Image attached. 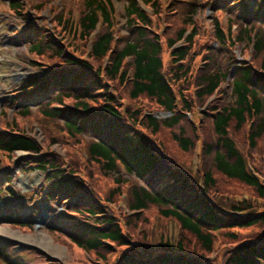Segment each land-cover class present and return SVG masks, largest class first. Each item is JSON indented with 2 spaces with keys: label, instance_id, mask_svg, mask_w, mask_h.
Listing matches in <instances>:
<instances>
[{
  "label": "trees",
  "instance_id": "obj_1",
  "mask_svg": "<svg viewBox=\"0 0 264 264\" xmlns=\"http://www.w3.org/2000/svg\"><path fill=\"white\" fill-rule=\"evenodd\" d=\"M138 1L152 10L151 15L160 9L158 0H125L127 34L118 37L113 30L110 0H83L78 36L89 42L97 29L89 52H81L66 41L72 27L68 18H56L61 29L54 36L45 38L38 32L34 39H28L27 53L41 59L31 60L30 66L42 71L43 76H30L23 83L24 95L17 98L18 115L30 116L33 105L43 118L59 121L72 140L88 134L86 153L90 165L104 176L123 168L141 181L132 193L133 202L128 206L131 211L140 214L151 205L158 207L163 218L177 222L197 239L202 249L227 253L221 264H264V209L259 212L256 205L240 201L224 211L209 196L220 176L248 187L254 191V198L264 203V182L248 163L254 154H264V0H255L252 10L250 0L206 1L212 10L210 40L201 37V27L192 21L196 11L205 9L198 0L188 1L189 8L177 17L179 27L168 26L169 31L162 35L154 30L153 17L139 7ZM9 7L16 12L23 9L19 0H11ZM216 13L228 14L224 27ZM233 25H237L235 33L231 30ZM187 28L190 32L186 35ZM75 32L76 28L72 33ZM203 38L205 45L200 47ZM181 41L180 47H174ZM236 45L243 47L240 55L253 45L252 64L235 56ZM196 50L203 51L201 72L194 63ZM163 51L168 53L169 68L164 66ZM215 93L217 99L200 113L204 123H187L185 115L192 114L196 106L203 110L205 100ZM142 99L166 115L141 114L132 103ZM184 126L189 129L190 138L186 137ZM200 127L206 136L203 155L211 161L210 169L198 176L201 187L192 184V176L184 169L186 165L179 169L180 165L161 152L160 144L151 140L165 131L186 153L193 146L194 135L199 136ZM41 150L32 136L18 129L0 135V152L8 158L17 151L30 154L24 159L26 166L46 173L51 186L48 197L62 202L74 216L54 229L57 236L63 235L69 244L93 254L102 264H207L201 250H190L193 247L182 240L163 238L151 242L142 232L143 238L134 242L136 230L118 220L107 205L112 192H117L116 187L105 199L107 204H103L93 196L95 178L89 165L64 171L53 155H42ZM80 170L87 175L83 176ZM166 171L170 172V179L158 187ZM213 205L222 210H215ZM231 211L237 216L229 215ZM9 223L21 226L16 221ZM256 225L262 227V233L255 238L244 239L235 233V229ZM222 233L236 245L216 249V238ZM9 255V249L1 245L0 258L19 264L15 257L10 262Z\"/></svg>",
  "mask_w": 264,
  "mask_h": 264
},
{
  "label": "rangeland",
  "instance_id": "obj_2",
  "mask_svg": "<svg viewBox=\"0 0 264 264\" xmlns=\"http://www.w3.org/2000/svg\"><path fill=\"white\" fill-rule=\"evenodd\" d=\"M22 1L23 9L20 12H16L8 6V2H11V0H0V135L14 129H18L21 132L27 131L28 136L37 139L43 153L49 152L50 156L53 155L59 166L64 167L65 170L74 169L76 171L78 166L85 168L89 165V172L95 178L93 184L92 181L88 183V185L92 184L95 190L93 193L94 198L103 204H107L105 199L116 187L117 192H112L111 200L107 205L118 220L122 223L127 222L128 228L130 225L133 230H136L133 231L136 239L133 240L134 242H139L137 240L143 238L142 232L146 234L144 237L151 242H156L163 238L171 241L182 240L189 243L191 248L193 247L190 250H201V257L207 259V264H221L222 259L225 261L227 253H222V250H218L216 253L205 251L202 249L203 247L201 248L200 243L198 244L197 239L184 232L177 222L173 219L163 218L159 214L158 207L151 205L140 214L131 211L128 206L133 202L132 193L137 186L142 184L141 181L133 175L127 174L123 168L113 174L104 176L96 166L90 165L86 153L87 144L90 141L88 134L84 138L72 140L61 128L59 121L43 118L35 109L36 106L30 108V116L25 118L18 115L17 111L19 109L13 110L10 108L8 96L17 89V91H20L19 87L28 76L38 75L40 77L42 74V71L30 66L31 60L40 61L41 59H37L35 55L27 53L26 43L23 42L26 36L34 39L39 32L45 38H49L53 33L55 34L61 29L54 18L60 17L61 20L68 18L69 23L72 22V27L71 33L66 37V41L76 46L81 52H87L89 47L88 41L85 43L79 38L77 29V21L83 11V0ZM158 1L160 9L156 12V15H151L152 10L150 8H145V12L149 14L150 18L153 17L154 30L159 35H162V33L169 31L168 26L170 29L179 27L178 15L189 8L187 2L193 0ZM198 1L200 5L205 6V9L196 11L197 14L192 18V21L197 24L198 28L201 27L200 31L196 29L201 33V37H206L207 40H210L212 10L207 7L206 1L208 0ZM110 2L113 10V30L118 37H123L127 34L123 17L126 2L125 0H110ZM39 3L42 4L37 7ZM19 13L20 15H18ZM218 15V19L224 27L228 14L220 13ZM172 18L176 21V24H173ZM75 28L76 32L73 34L72 32ZM231 30L235 33L237 25L233 26ZM187 32H190V29L187 28ZM201 37L197 41H200ZM204 42L205 38H203L200 47L205 45ZM181 44L182 42L177 43L174 47H180ZM241 48H243L242 45H236L233 48L235 56L240 61L246 59L245 63L252 64L255 54L251 46H247L246 53L240 55L239 58L238 53ZM201 53H203L202 50H196L194 61L199 72H201L200 69L203 66L200 65ZM163 60L164 66L169 68L170 60L168 53L165 51H163ZM19 73L22 76L17 78L16 75ZM226 89L224 87L225 91ZM124 94L121 97L127 99ZM217 96L218 94L215 93L212 97L207 98L203 104V110L198 106L194 107L191 115H185L186 122L192 125L195 124V126L199 121L203 124L204 122L200 120V113L217 99ZM137 103H140V105L138 106ZM137 103H132V106L134 108L138 107V111L141 114L143 112H151L161 117L166 115L162 112L160 113L151 102L142 99ZM184 128L186 137L190 138L189 129L185 126ZM200 129H197L199 130V136L194 135L193 146L186 153L178 149L165 131L151 139L160 144L159 148L163 150L161 152L167 156L168 160L180 165L179 169L186 165L184 169L192 176V184H199L198 176L211 167L210 158L203 155L202 147L206 136ZM210 138L212 140V136ZM201 140L202 143H200ZM211 140L210 142H212ZM261 148L262 146H260V150ZM22 156L23 153L17 152L11 158H8L5 153L0 152V245L2 244L11 252L7 259L11 262L12 257H15L16 262L19 264H94L95 262L102 264V261L95 258L93 254L86 253L76 248L73 244H69L63 235L57 236L59 233H56L54 229L61 227L59 222L73 219L74 216L65 207H61L62 202L49 199L46 195H43L44 192L42 190L49 192L51 189V186H48L46 182L47 178L45 175L30 168L24 169L25 166H21L24 161ZM258 158H261V161ZM251 160L248 163L252 167L254 174L256 173L260 181L264 182V154L263 157L262 153L254 154ZM79 173L83 174V176L87 175L81 170ZM8 176L9 178H7ZM168 179H170V172L166 171L159 181L158 187ZM216 179L218 181L216 189L215 191L210 190L211 194L209 196L224 211L230 210V204L240 203L239 201L241 200L256 205V210L262 208L261 202L254 198V191L248 187L229 182L220 176ZM6 187L11 188L16 195L9 196L8 192H6ZM45 187H48V189ZM225 206L227 207L225 208ZM12 221L18 222L21 226L6 223ZM261 229V226L256 225L250 228L235 229V233H238L244 239H250L259 236L262 233ZM235 245L232 239L226 236V233H222L217 236L214 247L216 249L218 247L232 248ZM0 264H9V262H4V259L0 258Z\"/></svg>",
  "mask_w": 264,
  "mask_h": 264
}]
</instances>
